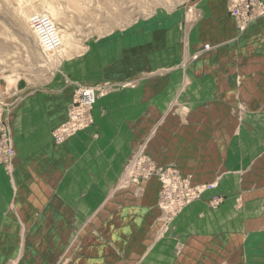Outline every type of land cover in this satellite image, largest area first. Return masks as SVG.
<instances>
[{"label": "crops", "instance_id": "obj_1", "mask_svg": "<svg viewBox=\"0 0 264 264\" xmlns=\"http://www.w3.org/2000/svg\"><path fill=\"white\" fill-rule=\"evenodd\" d=\"M194 9L184 29L174 23L155 29L151 39L144 34L137 40L91 42L40 78L32 76L35 61L28 54L3 69L0 41V113L9 121L16 151L10 169L0 166V264L177 256L175 243L161 235L159 181L121 182L147 136L157 133L154 144L161 148L163 134L178 132L183 83L186 116L211 117L222 110L236 117L228 101H249L247 118L235 126L240 135H250L236 137L231 148L249 149L250 156L235 157L234 163L255 165L253 175L264 180V155H257L264 148V15L241 31L227 0H199ZM200 50L201 58L191 59ZM79 85L100 91L95 123L57 144L52 131L67 120ZM256 193L255 218L249 215L254 211L234 209L232 221L218 225L219 256L264 264V193ZM243 238L249 241L239 253ZM202 239L210 242L208 229Z\"/></svg>", "mask_w": 264, "mask_h": 264}, {"label": "rangeland", "instance_id": "obj_2", "mask_svg": "<svg viewBox=\"0 0 264 264\" xmlns=\"http://www.w3.org/2000/svg\"><path fill=\"white\" fill-rule=\"evenodd\" d=\"M198 1L0 0L3 69L15 62L24 61L28 54L27 58L30 56L35 61L32 76L40 78L42 74L52 71L60 58L75 54L91 42L101 43L107 39L121 42L127 38L137 40L144 34L146 39H151L149 34H154L155 29L170 28L174 23L184 29L195 15L194 5ZM38 12L48 14L60 30L63 37L60 51L53 54H45L43 51L38 53L40 44L30 25L31 15ZM117 45L120 46V43ZM203 52L204 50L195 51L191 59L198 60ZM184 90L183 83L179 87L177 102L178 132L163 134L166 142H159L160 145H165L161 148L154 144L157 133L147 136L146 141L132 155L125 170V178L121 182L125 186L151 179L159 181L161 235L162 238L167 236L171 244L175 243L173 250L177 256H113L111 261H104V256L101 264L249 263L241 260L240 256H219L216 237L218 225L223 219L227 223L232 221L234 209L242 214L254 211V214L249 215L255 218L254 207L259 198L256 192L259 190L264 193V180H257L258 177L253 175L255 165L234 163L235 157L250 156V150L231 148L237 144L233 141L236 137L247 139L250 135H240L235 126L236 120L244 121L247 118L245 115L250 103L244 97L235 104L228 101L231 113L236 114V117L224 116L222 110H219L221 114L217 116L191 117L186 116L189 108L184 99ZM99 94L100 91H97V97ZM189 107L191 109L192 106ZM257 153L258 156L264 155V148L258 149ZM205 229L210 232V242L202 239ZM226 241L229 242L228 239ZM248 241L243 238L242 248L237 249L239 253L245 251ZM231 250L230 254L234 251L233 247ZM228 251L227 244L226 252ZM255 262L253 263L256 264Z\"/></svg>", "mask_w": 264, "mask_h": 264}, {"label": "built area", "instance_id": "obj_3", "mask_svg": "<svg viewBox=\"0 0 264 264\" xmlns=\"http://www.w3.org/2000/svg\"><path fill=\"white\" fill-rule=\"evenodd\" d=\"M227 1L229 14L240 30H245L252 21L264 15V2L262 0ZM30 25L45 54L60 51L63 46V37L48 14L42 12L32 14ZM209 49L210 45H205L204 50ZM96 97L97 91L92 86H79L76 88L73 103L68 109L67 121L52 131L56 143H62L75 133L94 124L93 106ZM15 154L14 139L9 122L0 113V166L10 169L11 160Z\"/></svg>", "mask_w": 264, "mask_h": 264}, {"label": "bare ground", "instance_id": "obj_4", "mask_svg": "<svg viewBox=\"0 0 264 264\" xmlns=\"http://www.w3.org/2000/svg\"><path fill=\"white\" fill-rule=\"evenodd\" d=\"M101 95V94H100Z\"/></svg>", "mask_w": 264, "mask_h": 264}]
</instances>
